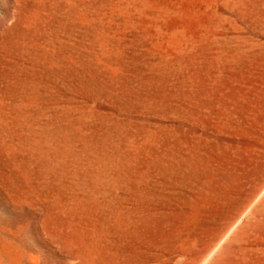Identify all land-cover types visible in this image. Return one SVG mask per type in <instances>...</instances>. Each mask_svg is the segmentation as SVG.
Listing matches in <instances>:
<instances>
[{
    "label": "rangeland",
    "instance_id": "rangeland-1",
    "mask_svg": "<svg viewBox=\"0 0 264 264\" xmlns=\"http://www.w3.org/2000/svg\"><path fill=\"white\" fill-rule=\"evenodd\" d=\"M0 264H264V0H0Z\"/></svg>",
    "mask_w": 264,
    "mask_h": 264
}]
</instances>
